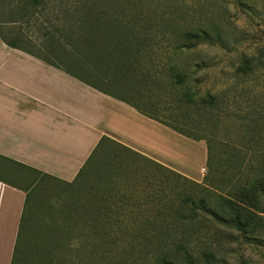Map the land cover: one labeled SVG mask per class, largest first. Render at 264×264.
Segmentation results:
<instances>
[{"label": "rangeland", "instance_id": "obj_1", "mask_svg": "<svg viewBox=\"0 0 264 264\" xmlns=\"http://www.w3.org/2000/svg\"><path fill=\"white\" fill-rule=\"evenodd\" d=\"M251 4L252 8L241 9L233 0H0V33L13 47L53 60L110 93L118 91L104 77L106 69L100 67V61L79 56L72 47H83L77 39L90 24L95 33L103 31L106 40L114 34L118 36L119 41H114L117 53L124 59L128 53L136 56L148 76L137 86L143 92L142 96L135 94V103L152 110L168 124L170 117L179 124L185 122L187 132L200 136L222 166L217 174L221 180L217 177L216 184H209L208 166H204L198 184L226 194L231 186L247 182L264 167V0H251ZM176 9L186 12L183 22L188 27L206 24L204 10H209L210 17L212 12L217 15L226 10L221 18V41L200 45L183 55L171 53L170 10ZM110 16L117 22L107 24ZM242 58L250 61L251 71L236 72ZM170 63L189 70L187 85L192 93L198 91L195 100H186L178 93L179 87H170ZM196 64L200 70L195 69ZM120 87L122 92L129 89L127 85ZM208 93L216 95L218 108L207 107L201 116L196 112V99ZM193 123L196 125L191 126ZM107 146L111 147L109 143ZM120 153L127 156L124 151ZM228 160L230 166L226 169L224 162ZM129 162L127 167H116L106 151L72 184L39 178L27 206L24 249H37L41 254L46 250L53 258L61 256V264H78L77 256L88 259L87 264H111L115 260L113 264H119L122 240L128 232L110 229L107 220L126 224L171 223L176 219L173 209L182 204L183 197L186 200L195 191L203 194L202 187L177 181L160 166L141 159ZM113 172H118L119 178L124 172L126 182H116L113 187H109L110 182H101ZM205 178L206 184L202 183ZM34 180L30 172L28 183ZM130 186L133 190L127 188ZM129 191L132 194H127ZM117 196L121 198L119 202ZM98 207L103 209L97 211ZM132 234L139 238L153 233L147 229ZM45 236L54 239L42 240ZM30 238L39 240L32 242Z\"/></svg>", "mask_w": 264, "mask_h": 264}, {"label": "crops", "instance_id": "obj_2", "mask_svg": "<svg viewBox=\"0 0 264 264\" xmlns=\"http://www.w3.org/2000/svg\"><path fill=\"white\" fill-rule=\"evenodd\" d=\"M103 137L144 163L196 183L202 180L207 160L202 141L140 114L53 60L11 47L0 33V264H53L46 250L26 251L24 243L20 258L14 259L26 194L34 192L41 177L74 183ZM30 172L36 178L31 184ZM47 239L54 238H42Z\"/></svg>", "mask_w": 264, "mask_h": 264}, {"label": "trees", "instance_id": "obj_3", "mask_svg": "<svg viewBox=\"0 0 264 264\" xmlns=\"http://www.w3.org/2000/svg\"><path fill=\"white\" fill-rule=\"evenodd\" d=\"M233 3L241 9L245 7L252 8L251 0L248 3L245 0H233ZM117 11L115 10L114 14H117ZM225 11L221 10L217 15L212 12V17H210L211 13H209V10L207 12L204 10L206 14L203 21L206 24L197 23L193 26L191 24L188 27L183 22L186 19V12L178 9L174 11L170 10L169 37L171 53L183 55L197 50L200 45L219 43L222 39L221 18L226 13ZM216 17L218 18L216 19ZM110 19L107 20V24L112 25L117 22V18H114V16H110ZM86 29L87 32H81L78 39L76 38L80 43L83 42V47L80 48L76 45L77 47H72V50L76 54L78 53L79 56L90 57L93 60L100 61V67L106 69L104 77L111 80L110 82L115 86L118 93H110L76 75L74 76L93 88L126 102L140 114L169 127L171 130L195 141L202 140L200 136H192L187 132L185 128L187 124L185 122L179 124L178 120L170 117L172 120L168 124L164 120H161L152 110H146L137 105L136 101H134L137 100L135 94L140 93L141 95L143 92L138 89V85H141L148 79L144 67L139 66V62L135 58L136 56L129 55L128 53L127 55L130 58L124 59L125 56L117 53L119 49L116 48L115 45L117 44L114 41H119L117 40L119 37L115 36V34L113 36L116 38L115 40L112 36L109 40H106L103 35L104 32L95 33L92 24L88 25ZM96 35L99 36L96 38ZM8 45L13 47L10 43ZM126 45L130 47L131 43ZM241 62L242 65H238L236 72L251 71L252 64L249 60L242 58ZM200 68L199 64L195 65V69L200 70ZM262 68L264 69V63ZM167 71L170 72V76L168 77L170 79V87H173V89L179 87L180 91L178 93H181L186 100H195L198 91L192 93L187 85L191 76L188 72L189 70L177 64L171 65L170 63V66H167ZM123 85H127L129 89H125L122 92L120 86ZM123 93L129 95V98L123 96ZM196 101L198 102L196 112L201 116L206 113L207 107L218 108L216 95L210 93L204 97H199ZM193 125L196 124H191V126ZM108 143L111 147L107 146ZM207 146L206 166L211 171L209 184L214 185L218 181L217 177L221 180V176L218 175L220 174L222 162L211 156V149ZM106 151L114 158V161L117 163L116 167L119 164L120 167H127L130 165L129 161L140 158L128 148L103 137L90 156L87 164L80 171L79 176L83 174L90 164L95 162L101 153ZM123 151L128 157L120 155V152ZM229 163V160L224 162L226 169L229 168ZM153 165L155 167L160 166L157 164ZM160 168L164 169L162 166ZM170 173L176 176L177 181L178 179L187 181L198 188L203 185L171 171ZM117 175L118 172L110 173L101 178V182H110L109 187H113V184L116 182L124 184L126 182L124 172L120 175V178ZM203 180L202 183L204 184L208 181L206 178ZM202 188V195L195 191L190 196H187L186 200H183V197L181 205L179 204L176 208H172L176 219L171 223L148 224V222H144L126 224L122 220H107L106 224L110 229L128 232V237L125 236L122 240L124 248L119 253V264H264V167L261 172L247 182L231 186V190L226 192V194L217 193L214 190L210 191L205 186ZM30 195L31 193L27 192L26 207L22 214V221L18 232V246L14 252V259L16 260L20 258L21 246L25 242V217L27 206L30 203ZM100 195L103 198V190H100ZM85 209L87 210V208ZM102 209V207L96 208L97 211ZM123 225L125 226L121 228ZM147 229L151 230L153 234L139 238L134 237L132 234L136 231L145 232ZM61 258V256L51 258V263L61 264ZM42 259L50 261L49 256L47 258L42 256ZM76 259L78 264H87L86 261H88L84 257L78 258L77 256Z\"/></svg>", "mask_w": 264, "mask_h": 264}, {"label": "built area", "instance_id": "obj_4", "mask_svg": "<svg viewBox=\"0 0 264 264\" xmlns=\"http://www.w3.org/2000/svg\"><path fill=\"white\" fill-rule=\"evenodd\" d=\"M204 171V168L202 169V172Z\"/></svg>", "mask_w": 264, "mask_h": 264}]
</instances>
